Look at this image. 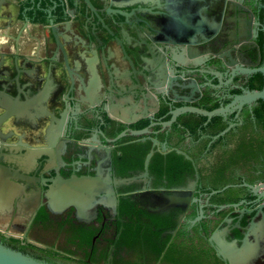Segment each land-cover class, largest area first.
<instances>
[{
    "label": "flooded vegetation",
    "instance_id": "flooded-vegetation-1",
    "mask_svg": "<svg viewBox=\"0 0 264 264\" xmlns=\"http://www.w3.org/2000/svg\"><path fill=\"white\" fill-rule=\"evenodd\" d=\"M263 26L264 0H0V243L50 264H264V101L163 124L261 89ZM75 177L103 189L54 207Z\"/></svg>",
    "mask_w": 264,
    "mask_h": 264
},
{
    "label": "water",
    "instance_id": "water-1",
    "mask_svg": "<svg viewBox=\"0 0 264 264\" xmlns=\"http://www.w3.org/2000/svg\"><path fill=\"white\" fill-rule=\"evenodd\" d=\"M264 31V26H263ZM165 45L173 44V41L170 39H166L163 42ZM168 46H165L167 49ZM259 71L264 77V57L262 65L255 69ZM150 72V70H147ZM166 81L163 80L162 84ZM262 99L264 100V84L261 89L253 90V91H245L243 94L236 96L229 104L224 107H219L213 110H205L196 106H182L176 108L171 112V118L169 121L164 122L163 124L171 123L178 114L183 112H192L199 115L207 116L208 118L213 115H225L228 111L233 110L235 108H240L245 103H250L253 100ZM229 128V127H228ZM226 128L225 130H227ZM224 130V131H225ZM147 132V128L142 130H135L131 131V134L137 135ZM154 142H156L154 140ZM152 152H149L145 158V167L149 163L150 157ZM67 186L70 188L69 190L64 193L61 191L60 187L58 186L57 189L53 192V200L52 204L54 207L62 209L68 205L75 206L78 210H81L83 206L87 203L88 198L84 195H88V197H93L94 199L98 196V194L102 191L103 186L100 184V179L97 177H75L71 180L66 181ZM80 184L82 187H80ZM260 186V185H259ZM264 186V185H261ZM90 188V189H89ZM189 194L182 195V194H175L171 196H167L168 204H183L187 205L189 201ZM219 232H215L212 234L211 239H216L219 236ZM221 254L225 259H228L231 264L238 261V257H240V252L238 250H233L231 252H223L220 251ZM0 264H50L47 262H43L37 260L31 256H28L18 250H14L10 247H7L0 243Z\"/></svg>",
    "mask_w": 264,
    "mask_h": 264
},
{
    "label": "trees",
    "instance_id": "trees-1",
    "mask_svg": "<svg viewBox=\"0 0 264 264\" xmlns=\"http://www.w3.org/2000/svg\"><path fill=\"white\" fill-rule=\"evenodd\" d=\"M262 100V99H261ZM264 101V100H263ZM253 114L256 116V121L258 124L259 129H261L264 132V103L262 106H259L253 111ZM198 123V120L196 124ZM263 141H264V134H263ZM177 264H220L216 258L212 259H206L203 258L200 255H190V254H184L180 253Z\"/></svg>",
    "mask_w": 264,
    "mask_h": 264
}]
</instances>
